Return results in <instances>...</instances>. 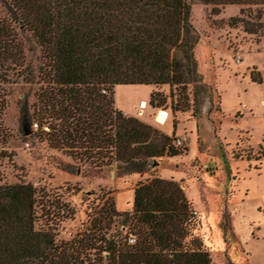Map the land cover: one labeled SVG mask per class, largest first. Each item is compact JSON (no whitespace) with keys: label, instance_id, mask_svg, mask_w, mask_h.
<instances>
[{"label":"trees","instance_id":"trees-1","mask_svg":"<svg viewBox=\"0 0 264 264\" xmlns=\"http://www.w3.org/2000/svg\"><path fill=\"white\" fill-rule=\"evenodd\" d=\"M189 1L0 0L9 17L0 16V84L16 69L25 84L36 86L31 104L23 95L20 113L30 130L35 124L49 147L87 169L113 166L116 175L140 174L152 158L177 156L185 149L173 143V133L117 109L113 88L167 84L169 96H175L171 111L191 107L196 115L194 94L201 77L193 54L198 34L189 22ZM199 1L213 5L211 10L238 4L254 11L253 17H235L246 33L256 34L263 26L264 0ZM243 12L241 7L239 14ZM22 31L39 47L36 73L25 64ZM249 78L263 84L264 102V76L252 67ZM164 99L150 91L147 103L163 112L158 107ZM2 104L0 87V110ZM39 192L29 182L0 184V264H212L208 249L189 233L194 224L190 202L172 179L137 182L129 211L118 212L109 197L104 199L68 239L56 238L54 224L72 209L61 204L54 211L53 202H42ZM38 204L46 227H35Z\"/></svg>","mask_w":264,"mask_h":264},{"label":"rangeland","instance_id":"rangeland-1","mask_svg":"<svg viewBox=\"0 0 264 264\" xmlns=\"http://www.w3.org/2000/svg\"><path fill=\"white\" fill-rule=\"evenodd\" d=\"M212 7L199 0L189 1V22L198 34L193 54L201 77L194 94L196 115L191 114V107L171 111L175 96H169L167 84H120L113 88L114 106L126 116L167 135L173 133V138L185 136L181 154L155 158L156 163L149 162L140 174L116 175L113 166L87 169L61 150L49 147L35 124L30 130L20 113L23 95L27 94L26 102L31 104L36 86L25 84L22 72L16 69L0 84V184L29 182L42 193V202H53L54 211L61 204L68 205L71 215L55 218L56 238L73 236L87 212L108 197L116 211H129L135 184L160 177L177 182L191 210L196 211L189 233L208 249L212 264H228V260L230 264H264L263 84L249 78L252 67L264 76V6L260 17L263 26L256 34L244 32L235 20L253 17L254 11L248 13L246 6ZM0 16L9 20L1 4ZM11 24L15 30L21 27ZM21 35L25 64L36 73L41 64L39 47L27 31ZM150 91L165 97L158 107L166 110L164 113L147 103ZM192 99L189 93L190 104ZM141 101L146 103L144 109L139 108ZM36 209L35 227H46L41 205Z\"/></svg>","mask_w":264,"mask_h":264},{"label":"built area","instance_id":"built-area-1","mask_svg":"<svg viewBox=\"0 0 264 264\" xmlns=\"http://www.w3.org/2000/svg\"><path fill=\"white\" fill-rule=\"evenodd\" d=\"M238 61H239V58H236V62H238ZM184 140H185V136L181 135V136L175 137L174 140H173V143L175 145H177V146H181L183 144ZM195 214H196V211H191L190 215H189V220H193ZM133 240H134L133 237H128L127 238V241L129 243H132Z\"/></svg>","mask_w":264,"mask_h":264},{"label":"bare ground","instance_id":"bare-ground-1","mask_svg":"<svg viewBox=\"0 0 264 264\" xmlns=\"http://www.w3.org/2000/svg\"><path fill=\"white\" fill-rule=\"evenodd\" d=\"M145 106H146L145 101H141V102L139 103V108H140V109H142V108L144 109ZM140 111H141V110H140ZM167 117H168L167 115L164 116V121H166Z\"/></svg>","mask_w":264,"mask_h":264},{"label":"water","instance_id":"water-1","mask_svg":"<svg viewBox=\"0 0 264 264\" xmlns=\"http://www.w3.org/2000/svg\"><path fill=\"white\" fill-rule=\"evenodd\" d=\"M24 133H27V131H25ZM151 163L152 165L153 164H155L156 163V161H155V158H152L150 161H148V163ZM148 163H147V165H148ZM107 256V253H104V257H106Z\"/></svg>","mask_w":264,"mask_h":264},{"label":"crops","instance_id":"crops-1","mask_svg":"<svg viewBox=\"0 0 264 264\" xmlns=\"http://www.w3.org/2000/svg\"><path fill=\"white\" fill-rule=\"evenodd\" d=\"M164 113V112H163ZM249 174H254V173H249Z\"/></svg>","mask_w":264,"mask_h":264}]
</instances>
